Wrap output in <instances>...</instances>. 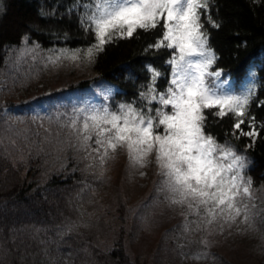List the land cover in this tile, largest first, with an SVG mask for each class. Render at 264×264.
<instances>
[{
  "label": "trees",
  "instance_id": "obj_1",
  "mask_svg": "<svg viewBox=\"0 0 264 264\" xmlns=\"http://www.w3.org/2000/svg\"><path fill=\"white\" fill-rule=\"evenodd\" d=\"M69 8H75L74 0H0V71L7 50L19 47L25 35L42 48H76L93 42L92 34L79 23V13H69ZM209 18L222 27H212ZM202 23L218 57L215 67L223 69L233 93L255 84V96L264 101V0H211ZM155 34L141 30L133 39L117 40L90 66L95 77L89 82L104 81L117 88L109 103L132 98L149 75L147 64L165 73L159 78L163 87L171 72L164 63L168 52L145 55L142 51L145 41ZM88 81L79 82V88ZM5 105L0 101V264H149L157 259L159 251L132 259L127 249L138 227L145 221L153 226V207L139 204L132 219L126 216L122 196L116 197L113 211L106 207L102 198L111 194L112 183L108 162L101 175L98 160L90 153L73 152V138L58 137L63 130L57 122L39 120L48 126L50 135L40 137L26 124L32 121L29 115L24 122L5 115ZM251 113L260 128L264 107L253 104ZM228 129V120L209 118V130L222 141ZM232 142L254 161L246 171L253 186L264 188V132L250 148L248 138ZM259 226L264 231V222ZM181 242L192 254L202 249L199 236L188 237L185 231Z\"/></svg>",
  "mask_w": 264,
  "mask_h": 264
},
{
  "label": "snow or ice",
  "instance_id": "obj_2",
  "mask_svg": "<svg viewBox=\"0 0 264 264\" xmlns=\"http://www.w3.org/2000/svg\"><path fill=\"white\" fill-rule=\"evenodd\" d=\"M74 4L69 13H79L81 27L94 40L86 46L47 50L45 66L65 61L76 67L91 66L107 45L133 39L142 30L156 33L145 41V55L164 50L168 52L164 63L171 68L163 87L159 78L165 73L147 64L149 75L131 99L73 110L67 126L80 148L95 154L92 159L99 161L100 174L124 150L130 168L155 163L162 177L157 188L169 206L181 209L185 233L208 232L218 225L223 234L225 224L231 227L238 222L253 227V183L245 173L254 161L232 140L248 138L249 148L256 142L264 132V121L256 127L251 106L264 107V101L255 96V84L240 94L225 90L223 69L215 67L218 57L202 23L211 0H74ZM208 22L222 27L213 18ZM28 43L25 35L22 45ZM26 51L43 49L36 41ZM249 75L254 77L255 72ZM111 91L104 90L105 101ZM210 117L228 120L223 141L209 130ZM200 243L203 248L195 258L207 259L211 241L205 236Z\"/></svg>",
  "mask_w": 264,
  "mask_h": 264
},
{
  "label": "rangeland",
  "instance_id": "obj_3",
  "mask_svg": "<svg viewBox=\"0 0 264 264\" xmlns=\"http://www.w3.org/2000/svg\"><path fill=\"white\" fill-rule=\"evenodd\" d=\"M31 46V42L27 46L21 42L19 47L7 50L6 63L0 71V101L1 104L6 103L4 112L6 115L21 119L24 115L22 111L27 110L32 114L31 118L36 117V121L41 114L51 113L70 122L69 117L74 109L97 105L101 99H105L104 90L111 88L105 84L93 86L81 95L67 89L95 77L90 66L76 67L74 63L67 61L59 66L51 64L45 66L48 51L43 49L38 53H29L26 48ZM33 56L36 58L33 59ZM221 82L225 90L230 92L227 82ZM67 102L71 106L63 108ZM26 124L32 126L38 136L50 137L47 125L37 122ZM65 132L59 130L58 137L73 138L74 144L71 146L73 152L83 151L81 153L95 156L90 150L80 148L76 136L69 127ZM79 157L82 158L84 155L80 154ZM108 164L112 183L111 194L102 198L106 207L113 211L118 202L116 197L122 196L127 206L126 216L128 215L130 219L135 214L132 211L139 204L153 207V210H150L154 220L153 226L151 227L150 221L144 220L142 227H138L133 235H130L132 240L127 243V249L132 259L147 258L148 255H155V252L159 251L157 259H152L156 264H222L226 260L231 264H264V231H261L259 226V223L264 222L263 187H252L251 204L255 205L253 211L256 213L253 229L246 223L238 222L233 223L231 227L225 224L223 234L219 232L218 225H214L208 232L186 233L188 237L199 236L200 241L207 236L211 241L207 249L211 255L207 259H196L202 249L192 254L181 242L185 218L180 214L181 209L178 206H169L164 193L158 190L157 183L162 177L158 176L159 170L155 163L145 168H130L126 152L120 150L116 153L115 159L109 160ZM140 172L146 174L141 176ZM137 216L141 217L142 213L138 212ZM200 247L203 248V245ZM152 261L149 260V264H152Z\"/></svg>",
  "mask_w": 264,
  "mask_h": 264
}]
</instances>
